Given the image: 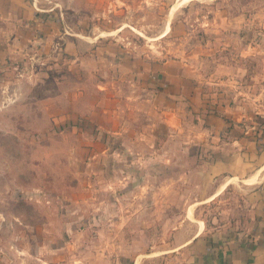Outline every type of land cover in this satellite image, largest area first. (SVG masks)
Listing matches in <instances>:
<instances>
[{"label":"rangeland","instance_id":"rangeland-1","mask_svg":"<svg viewBox=\"0 0 264 264\" xmlns=\"http://www.w3.org/2000/svg\"><path fill=\"white\" fill-rule=\"evenodd\" d=\"M0 37V264H134L173 255L198 221L244 226L250 185L206 201L220 180L210 190L199 182L194 151L186 185L182 156L165 168L148 141L124 154V173L121 154L101 155L94 135L107 74L98 70L110 58L83 54L184 58L213 82L225 52L222 62L234 58L233 70L247 68L243 81L259 86L264 0H0ZM166 176L168 201L157 206Z\"/></svg>","mask_w":264,"mask_h":264},{"label":"crops","instance_id":"crops-1","mask_svg":"<svg viewBox=\"0 0 264 264\" xmlns=\"http://www.w3.org/2000/svg\"><path fill=\"white\" fill-rule=\"evenodd\" d=\"M6 39L0 37V53H5ZM93 53L83 55L110 58L105 69L98 70L107 74L98 102L99 132L94 135L101 155L121 154L117 160L124 173V154L148 141L155 156L164 154L165 168L173 169L174 154L182 156L176 165L185 167L179 180L186 185L191 168L184 160L194 151L197 160L192 173L199 182L210 190L220 180L206 201L220 197L232 184L250 185L244 226L210 229L206 221H198L196 233L175 247L173 255L152 254L134 264H264V81L259 86L248 79L244 82L248 69L233 70L234 58L230 64L222 62L225 52H221L213 82L203 81L201 71L184 58L151 62L137 61V55L124 52ZM112 137H116L115 146ZM159 138H163L162 147L156 145ZM172 181L171 176L163 179L166 193L154 197L157 206L168 201ZM138 212L131 215L137 218ZM192 213L190 208L187 215Z\"/></svg>","mask_w":264,"mask_h":264}]
</instances>
